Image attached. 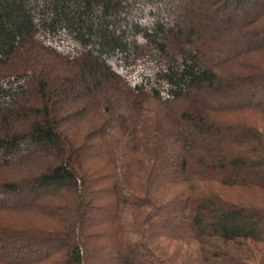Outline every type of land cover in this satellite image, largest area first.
<instances>
[{"label":"trees","instance_id":"16d2710c","mask_svg":"<svg viewBox=\"0 0 264 264\" xmlns=\"http://www.w3.org/2000/svg\"><path fill=\"white\" fill-rule=\"evenodd\" d=\"M157 238L264 264V0H0V264Z\"/></svg>","mask_w":264,"mask_h":264},{"label":"rangeland","instance_id":"374dc122","mask_svg":"<svg viewBox=\"0 0 264 264\" xmlns=\"http://www.w3.org/2000/svg\"><path fill=\"white\" fill-rule=\"evenodd\" d=\"M157 108V107H156ZM81 125V124H80ZM82 130V126H80ZM84 131V130H83ZM225 194L234 199L239 200H255L262 192L256 191H240L237 189L227 190ZM193 245H187L182 242H177L172 239L157 238L151 240V248L158 257L163 259L165 264H186L193 259Z\"/></svg>","mask_w":264,"mask_h":264}]
</instances>
